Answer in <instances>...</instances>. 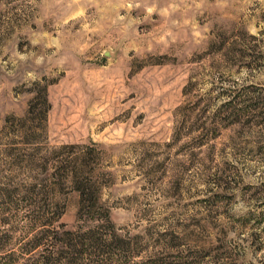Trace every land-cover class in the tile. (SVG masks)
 I'll return each mask as SVG.
<instances>
[{
	"label": "rangeland",
	"instance_id": "rangeland-1",
	"mask_svg": "<svg viewBox=\"0 0 264 264\" xmlns=\"http://www.w3.org/2000/svg\"><path fill=\"white\" fill-rule=\"evenodd\" d=\"M0 264H264V0H0Z\"/></svg>",
	"mask_w": 264,
	"mask_h": 264
}]
</instances>
